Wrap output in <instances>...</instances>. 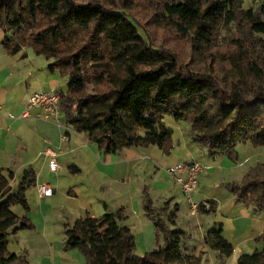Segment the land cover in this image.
<instances>
[{"label":"trees","instance_id":"obj_1","mask_svg":"<svg viewBox=\"0 0 264 264\" xmlns=\"http://www.w3.org/2000/svg\"><path fill=\"white\" fill-rule=\"evenodd\" d=\"M0 28L9 55L30 47L48 59L51 72L68 77L59 91L66 124L104 154L150 145L171 154L174 130L166 115L190 122L192 140L211 157L237 160L240 143L264 145V0L256 8H244L243 0H0ZM222 30L239 33L221 39ZM14 175L0 168V264H30L26 252L8 248V237L34 228L12 207L30 210L27 191L37 175L25 169L13 190ZM224 186L235 202L261 211L264 162ZM206 203L201 212H216L215 200ZM143 207L163 237L153 250L136 254L123 207L66 224L64 249L83 251L86 264L201 263V255L182 248L187 232L174 227L176 213L168 214L169 227L147 187ZM204 241L221 264L234 252L222 223ZM256 241L261 248L237 264H264V232Z\"/></svg>","mask_w":264,"mask_h":264},{"label":"rangeland","instance_id":"obj_2","mask_svg":"<svg viewBox=\"0 0 264 264\" xmlns=\"http://www.w3.org/2000/svg\"><path fill=\"white\" fill-rule=\"evenodd\" d=\"M258 4L259 0H243L244 8H256ZM235 31L222 30L221 39L234 35ZM238 33L236 32L235 35ZM165 42L169 46L172 45L169 40ZM55 73L62 76L59 72ZM62 77L68 79L67 76ZM66 89L67 86H64L63 90L66 91ZM60 118L64 122L62 111ZM164 121L174 130V149L169 155L155 145L141 146L136 147V150L145 157L141 158L142 160L128 163L122 161L119 164L118 160L112 165L108 164L103 167L101 164L92 165L91 168L84 169L83 174L70 172L68 166L58 174L43 173L46 177L45 181L52 182L51 180L57 181L60 178L58 186L60 189L65 188L64 197L58 195L57 203L51 202L47 205L44 202L40 211L37 208L40 201L37 193L38 186L29 188L27 197L30 210L26 211L22 205L13 206L12 210L19 216L27 215L35 227L22 230L17 234L10 233L8 248L18 253L25 251L30 264H86L83 251L64 249L66 243L64 224L73 223L77 217L82 215L80 211L82 209L79 210L72 205L77 204L76 199L92 202V209L96 216L106 213L99 201L102 199L99 187L104 185V187L109 186V190L112 191L108 200L110 211H117L119 207L125 205L124 210L128 217L124 223L130 225L136 237V254L138 255H143L156 248L159 243H163L162 235H157L153 220L145 214L143 208L145 187L150 192L153 205L161 208L159 215L169 227L173 225L168 221V214L176 213V226L174 227L182 228L187 232L182 247L184 250L189 236L193 235L189 240L190 244L196 245L197 242H202L204 232L206 236L207 230L215 226V223H223L224 236L236 247L233 252L234 256L237 257L239 247L247 250L248 253H252L257 248L260 249L262 244L256 241V238L264 232V209L256 211L251 205L235 202L236 195L224 184L232 181L241 182L251 167L264 162V145L240 143L237 146V160H231L226 155L211 157L204 146L192 140L190 122L176 121L171 115H166ZM111 155L123 158L126 153L118 152ZM193 161L201 162L208 170L199 177L200 184L189 200L168 169L179 163ZM75 186L81 188L83 192L76 190ZM70 187L73 196L76 193L75 190L79 192L78 197L76 195V198L68 197L67 188ZM209 200L217 202L216 212H201L199 204L203 203L209 207L206 203ZM192 203L197 204L195 209ZM234 256L227 258L226 264H232ZM219 259L218 251L209 247L206 255L203 256L202 264H213Z\"/></svg>","mask_w":264,"mask_h":264},{"label":"crops","instance_id":"obj_3","mask_svg":"<svg viewBox=\"0 0 264 264\" xmlns=\"http://www.w3.org/2000/svg\"><path fill=\"white\" fill-rule=\"evenodd\" d=\"M4 36V30H0V168L4 169L5 174L7 170L14 172V179L11 181L13 190L17 189L20 184L25 169L32 168L37 175L34 186L37 188L40 184L48 183L54 190L51 196L39 197L37 208L41 211L44 202L47 205L51 202L57 203V196L64 197L65 191L64 187L60 189L58 186L60 178L57 181L54 179L51 180L52 182L45 181L46 177L43 173L58 174L68 166L70 172L83 174L84 169L91 168L92 165L101 164L103 167L108 164L112 165L118 160L119 164L122 161L128 163L145 158L141 155L142 153L136 150V147L124 149L122 152H125L126 156L123 158L104 154L90 142L86 133L76 131L72 126L67 125L65 120L63 122L60 117L57 119L47 118L42 109L30 108L28 100L33 93L39 90L64 91L63 87L67 86V79L59 76L58 73L51 72L48 69V59L43 55H37L30 47H23L16 55H9L1 45ZM47 146L57 151V161L61 166L57 173L52 172L49 168L50 158L44 153V148ZM64 174L67 175V172L64 171ZM77 186H75L76 190L83 192ZM70 189L71 187L67 188L68 197L71 199L78 197L79 192L75 190L76 196H73ZM99 189H101L100 197L102 198L99 200L100 204L103 205L104 212H108L110 211L108 200L112 191L109 190V186L104 187V185H100ZM76 201L77 204L73 203L72 205L79 210L82 209L80 210L82 211L81 216H85L87 213L96 216L92 209V202L78 199ZM121 207L125 208V205ZM124 222L126 219L122 223L131 229L130 225ZM66 224L70 223L64 224V233ZM20 231L22 230L18 232ZM204 234L202 242H197L192 246L189 242L193 237L191 235L185 245L186 253L201 255L200 264L203 263V256L206 255L209 248L204 241ZM235 250L234 246V252ZM243 253L248 252L239 247L237 257L234 256V253L232 254L234 256L232 264H237L236 258L238 261ZM213 264H221L220 259Z\"/></svg>","mask_w":264,"mask_h":264},{"label":"built area","instance_id":"obj_4","mask_svg":"<svg viewBox=\"0 0 264 264\" xmlns=\"http://www.w3.org/2000/svg\"><path fill=\"white\" fill-rule=\"evenodd\" d=\"M30 108H39L45 112L47 118L57 119L61 115V94L59 91H38L33 93L29 100ZM44 153L50 158L49 168L52 172H59L61 166L57 161V151L51 147H45ZM169 173L174 177L176 183L181 187L182 192L191 200L192 193L197 190L200 182L199 177L207 172V167L199 161L191 163H182L170 167ZM54 193L53 188L48 183L38 186V194L41 198L51 196ZM193 209L197 207L192 203Z\"/></svg>","mask_w":264,"mask_h":264}]
</instances>
